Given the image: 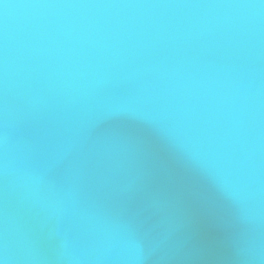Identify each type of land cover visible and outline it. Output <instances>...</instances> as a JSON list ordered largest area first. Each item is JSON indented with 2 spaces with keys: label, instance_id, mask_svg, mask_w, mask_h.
Returning <instances> with one entry per match:
<instances>
[{
  "label": "water",
  "instance_id": "obj_1",
  "mask_svg": "<svg viewBox=\"0 0 264 264\" xmlns=\"http://www.w3.org/2000/svg\"><path fill=\"white\" fill-rule=\"evenodd\" d=\"M0 264H264V0H0Z\"/></svg>",
  "mask_w": 264,
  "mask_h": 264
}]
</instances>
